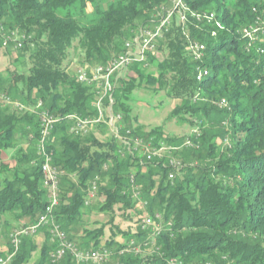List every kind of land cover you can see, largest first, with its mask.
<instances>
[{"label":"trees","instance_id":"trees-1","mask_svg":"<svg viewBox=\"0 0 264 264\" xmlns=\"http://www.w3.org/2000/svg\"><path fill=\"white\" fill-rule=\"evenodd\" d=\"M169 1L0 0V23L25 37L16 68L0 73V153L12 151L13 161L0 156V221L13 217L18 225L11 230L35 224L48 202L36 150L38 102L54 115L93 117L94 92L77 81L78 70L110 64L140 29L161 21ZM185 3L184 20L175 11L154 51L114 75L113 90L114 111L134 135L176 150L141 164V153L118 146L104 127L75 136L67 121L56 124L45 149L61 172L53 221L80 251L105 248L110 257L103 264H264V41L243 34L264 18V0ZM204 13L214 19L198 21ZM196 44L204 46L199 60ZM158 53L157 74H146ZM149 85L180 102L169 117L194 125L192 133L133 124L130 97ZM95 182L96 195L85 205ZM144 217L152 226H142ZM118 218L132 226L120 230ZM38 234V264H75L70 253L53 260L58 242L47 227ZM36 236L22 238L7 264L27 262Z\"/></svg>","mask_w":264,"mask_h":264},{"label":"built area","instance_id":"built-area-1","mask_svg":"<svg viewBox=\"0 0 264 264\" xmlns=\"http://www.w3.org/2000/svg\"><path fill=\"white\" fill-rule=\"evenodd\" d=\"M171 11L162 16L161 21L153 26L142 28L138 31V34L131 41H127L124 44V52L119 57L113 59L106 67H94L92 69H79L77 72V81L91 87L94 92V99L92 106L95 114L93 117H82L77 114H67L65 116H59L49 113L46 109L42 108V103L38 102L36 108L39 109L38 117L40 122L39 128V141L36 146V150L39 155L43 157L41 163V174L43 179V186L48 194V202L45 206V210L39 214L35 224L28 225L19 229H15L9 235L11 243V252L4 257H0V264H7L11 261L12 257L18 252L19 245L22 238L27 236H36L41 228H48L49 235L53 242H58V248L54 255L53 260L62 259L65 254L70 253L74 259L75 264H103L106 263L110 257V253L101 248L98 250H85L80 251L72 243L68 242L67 235L61 230V228L53 221V213L58 205V185L59 176L61 172L52 164L53 153H49L46 149L47 144L51 141V133L59 122H69V132L75 136H86L97 127H104L106 136L114 139L118 146L126 148L128 153L135 154L141 153L142 159L139 160L141 164L144 162H152L154 158L160 159L167 153H171L176 150L174 146H167L163 142H159L157 146L153 145V137L145 140L140 135H134L130 128H127L125 119L120 113L114 111L113 105V93H114V75L121 69L129 67L137 60H143L148 52H153L155 49V43L162 34V29L167 26L171 20V14L175 11L185 12L187 11V5L185 0H170ZM197 20L207 19L212 21L214 16L209 13L202 16H196ZM184 17L182 18V21ZM253 26L247 27L243 30L245 37L251 38ZM24 35H18L15 32L6 33L2 23H0V45L2 49L8 48L12 45L14 50H19L23 41ZM204 50V46L195 45L193 47V59L199 60L201 58V52ZM263 50H259L262 54ZM205 72L198 73L196 76L197 81H201ZM1 99L7 104L11 103L9 97L1 96ZM13 104V103H11ZM16 108L22 109L18 104H14ZM185 144H189L188 141ZM171 165L175 168H180V163L170 159ZM169 178L174 179L175 174L169 173ZM97 179V178H96ZM130 182L134 185V176L131 175ZM132 190L135 191L134 197H138L139 193L136 192L134 186ZM87 199L84 201L85 205L94 199L96 195V182L92 184ZM142 226H152L150 218L144 217L142 220ZM157 227L153 228V231H157Z\"/></svg>","mask_w":264,"mask_h":264},{"label":"rangeland","instance_id":"rangeland-1","mask_svg":"<svg viewBox=\"0 0 264 264\" xmlns=\"http://www.w3.org/2000/svg\"><path fill=\"white\" fill-rule=\"evenodd\" d=\"M165 13H168L171 11L170 5L167 6V8L162 9ZM184 12H177V17L182 20ZM175 13L173 12L171 14V20L173 19V15ZM253 31L251 33V39L253 42H259L262 43L264 41V18L261 19V21L252 27ZM6 33H12L16 31L7 30L5 29ZM18 52L12 48V45H10L8 48L2 49L0 47V73L3 76H6V74L10 71H13L16 68L14 59L18 55ZM163 54L158 53L156 54V63L153 64L152 67H149L146 70V74H153L156 75L155 65L162 61ZM73 68L76 67V69H79V64H76V62L73 63ZM122 75L126 77V75L134 76L132 72H122ZM154 85H149V89L145 88L144 90H135V92L131 95L129 105H131V117L133 124L136 125H142L144 126L146 131H149L153 128H161L163 131L167 132V134H174L176 136H183L188 135L192 133L193 126L187 125V123L183 122L182 118H170V112L173 108L178 106L180 104L179 101H175L170 99L166 96L165 92L160 91H154L152 88ZM220 109V108H219ZM1 159L5 163L12 164L13 161L11 160L12 151H1L0 153ZM98 218L101 221H103L98 216H95V219ZM120 219V218H118ZM2 221L8 222L10 224L9 227H6ZM2 221H0V252L4 256L8 249L11 250V243H10V237L9 235L12 233L13 230L11 228L14 225H18L16 220L13 217L10 216H3ZM121 221V222H120ZM118 223L120 230L126 231V229L132 224L125 220L123 221L120 219ZM94 222V220L92 221ZM90 228H94V225H90ZM11 230V233L9 231ZM108 228H106V234ZM44 236L41 234H38L34 238V243L36 245L35 251L31 252L30 256L27 258V262L23 264H38V260L40 259V246L43 242ZM11 252V251H10ZM15 256V255H14ZM12 257V259L14 258ZM11 259V261H12ZM10 261V262H11ZM9 262V263H10ZM111 264V263H108Z\"/></svg>","mask_w":264,"mask_h":264}]
</instances>
